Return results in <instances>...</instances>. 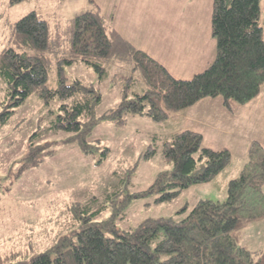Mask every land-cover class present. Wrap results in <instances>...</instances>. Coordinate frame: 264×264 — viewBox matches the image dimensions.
Wrapping results in <instances>:
<instances>
[{
	"label": "rangeland",
	"instance_id": "1",
	"mask_svg": "<svg viewBox=\"0 0 264 264\" xmlns=\"http://www.w3.org/2000/svg\"><path fill=\"white\" fill-rule=\"evenodd\" d=\"M212 6V0H201L192 9L208 16ZM32 11L48 22L52 35L45 52L50 57L47 85L51 89L58 86L61 59L73 57L68 32L73 19L87 11H100L107 26L118 28L127 40L131 36L133 40L129 41L134 47L164 61L176 77L189 79L204 69L202 61L194 64L184 60L180 52L176 53L179 45L187 40L192 42L196 35L190 38L189 24L178 25L186 22V14L192 11L185 0H135L129 6H120L118 0H25L14 4L0 0V52L12 44L13 24ZM261 11L264 27V0ZM94 62L100 67L88 65L81 58L63 62V67L69 84L80 81L99 93L100 100L94 106L97 119L112 112L125 93L131 99L148 89L130 57ZM73 101L74 98L63 101L56 97L46 103L38 93H33L16 104L15 96L0 76V259L3 264L4 258L14 254L19 259L36 255L60 236L79 228V220L71 211L73 203L86 204L85 210L96 221L108 219L114 209L115 224L120 231L135 229L148 219L182 220L200 200H226L229 180L243 167V156L235 152L231 167L215 179L182 189L174 198L159 200L164 191L149 190L173 170L172 162L163 153L164 141L184 129V120L171 117L156 122L146 114H130L124 123L102 119L89 137V142L98 148L95 153L86 154L70 140L72 132L56 127L58 115L64 113L60 109L62 103ZM32 142L44 147L35 150L36 163L25 159ZM134 194L137 196L133 197ZM123 201H126L124 206ZM257 211L264 212V205ZM239 244L245 245L255 258L260 257L264 253V220L244 228Z\"/></svg>",
	"mask_w": 264,
	"mask_h": 264
},
{
	"label": "trees",
	"instance_id": "2",
	"mask_svg": "<svg viewBox=\"0 0 264 264\" xmlns=\"http://www.w3.org/2000/svg\"><path fill=\"white\" fill-rule=\"evenodd\" d=\"M10 1L14 4L25 0ZM261 13V0H213L211 29L216 57L204 70L182 79L134 47L114 27L107 26L100 11H87L73 19L68 31L73 57L61 59L58 86L51 89L47 85L50 57L45 52L52 35L48 22L32 11L13 24L12 44L0 52V76L16 104L33 93L46 103L56 97L63 101L74 98L72 104L62 103L64 113L58 115L56 127L72 132L70 140L82 152L95 153L98 147L89 142V137L102 119L124 123L130 114H146L156 122H164L203 99L220 98L224 107L233 112L237 106L257 98L264 87ZM116 57H130L148 89L131 99L125 93L112 112L97 119L94 106L100 100L99 93L80 81L69 84L63 62L81 58L99 68L94 61ZM42 148L32 142L27 162L36 163L33 155ZM163 153L172 162L173 170L149 190L164 191L159 200L174 198L191 185L209 182L232 165L228 148L204 146L203 134L190 129L166 139ZM121 203L124 206L126 201ZM262 205L264 146L253 142L246 163L228 182L224 201L200 200L182 220L148 219L128 231L117 228L114 209L108 219L96 221L85 210L86 204L73 203L71 211L79 220V228L31 257L7 256L4 264H264V253L255 258L245 245L239 244L244 228L264 220V212L257 211Z\"/></svg>",
	"mask_w": 264,
	"mask_h": 264
},
{
	"label": "crops",
	"instance_id": "3",
	"mask_svg": "<svg viewBox=\"0 0 264 264\" xmlns=\"http://www.w3.org/2000/svg\"><path fill=\"white\" fill-rule=\"evenodd\" d=\"M169 1L181 2L182 0ZM200 1L185 0L192 11L186 14L187 21L178 22V25L189 24L190 27H186L185 30L188 28L189 34L192 35L190 38L195 33L196 35L192 42L188 43L187 40L185 44L179 45L176 48V53L180 52L184 60L193 61L194 64L195 61H202L201 66H204L205 69L215 59L217 46L212 36V11L208 16H202L199 10L196 12L192 9ZM118 2L120 6H129L134 4L135 0H118ZM190 19L193 22H190ZM115 29L127 40V37L118 28ZM130 37L128 39L133 40ZM129 40L127 41L130 42ZM159 62L167 65L164 61ZM167 69L169 70L168 67ZM189 108L194 109V111L191 110L192 112H190ZM189 108L176 113L173 118L178 119L177 117H179V119L184 120V129L182 130L190 129L202 133L204 146L213 149L228 148L232 155L238 152L243 156L241 159L243 165L248 159L249 148L253 142H258L264 146V87L257 98L237 106L233 112L224 107L220 98L203 99ZM232 177L234 178V176Z\"/></svg>",
	"mask_w": 264,
	"mask_h": 264
}]
</instances>
